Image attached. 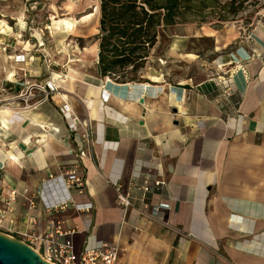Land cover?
<instances>
[{"label": "crops", "instance_id": "obj_1", "mask_svg": "<svg viewBox=\"0 0 264 264\" xmlns=\"http://www.w3.org/2000/svg\"><path fill=\"white\" fill-rule=\"evenodd\" d=\"M96 15L98 25V5L74 18L80 25ZM53 17L43 26L34 18L0 23L7 44L1 64H13L18 81L26 74L59 88L30 111L0 107V190L18 193L13 223L0 231L43 234L47 221H60L63 230L77 228L75 253L86 242H108L119 250L117 264H264V14L248 30L210 35L214 53L223 52L205 70L193 59L197 70L182 78L172 80L162 64L171 63L182 41H164L161 51L158 40L143 67L157 71L125 84L100 77L96 41L86 52L70 38L74 31L78 38L96 35L88 27L54 33L65 36L51 41ZM25 44L31 54L19 48ZM59 48L71 52L62 63ZM16 54L25 62L15 63ZM11 95L0 93V102ZM62 99L78 125L89 126L88 141L68 130L57 107ZM69 169L86 181L82 193L70 191L73 202L90 209L46 212L36 200L30 210L41 182ZM138 169L141 178L133 179ZM116 177L131 195L125 211L108 181ZM144 177L146 192L139 188Z\"/></svg>", "mask_w": 264, "mask_h": 264}, {"label": "rangeland", "instance_id": "obj_2", "mask_svg": "<svg viewBox=\"0 0 264 264\" xmlns=\"http://www.w3.org/2000/svg\"><path fill=\"white\" fill-rule=\"evenodd\" d=\"M68 1L73 5L71 11L66 10ZM98 2L99 0H37V3H35L32 0H0V23H8L12 26L15 21L14 18H18L20 21L29 24L30 20L34 18L38 22L37 25L42 24L43 26L45 23H49V20L53 16L62 18L79 17L83 13L93 11L94 7L98 5ZM30 7H36V10L31 11ZM263 14L264 0H181L175 23L173 25H163L158 29V49L160 48L161 51L165 44L167 47L171 39L182 41L177 52H175L176 54L174 53L173 56H170L169 60H172L171 63L169 65L165 64L166 62L162 64L166 66L165 68L168 70L172 80L175 77L182 78L196 71V67L190 65L193 59L198 61L197 65L199 69L205 70L206 63L212 57H215V55H221L223 52L219 50L218 53H214L211 48L210 35L217 33L223 36V34L228 32L227 30L235 33L238 27L248 30L252 24L261 19ZM33 15L35 16L33 17ZM96 23L97 15L92 17L88 22L78 25V27H88L91 32L97 34L98 25ZM63 32H53L51 41L55 42L57 39H62L65 34L62 36L55 35L54 33ZM95 36L91 35L78 38L76 37V31L70 34V38L75 39L80 48L84 47L86 49H89L90 45H93L94 41H96ZM1 37L0 35V41ZM164 41L165 44L163 43ZM19 48L31 54L29 45L25 44V46ZM59 50L62 52L56 55L58 56L56 58L62 63L63 58L60 57L63 55L66 56L67 52H71L67 48L62 50L59 48ZM167 58L169 57L167 56ZM176 58L178 60H174ZM1 68H4L5 70L3 72L7 71V73L5 72V75L0 74V93H2L1 88L9 84L8 80H19L13 64H10V62L1 64L0 62V70H2ZM154 68L157 71L156 66ZM154 68L150 70L141 69L137 75L145 79L146 73H155ZM8 74H11V76ZM1 104L2 102H0ZM25 208L27 214L28 206L20 205L19 210L22 211ZM7 232L15 235L12 229L7 230ZM16 238L20 239L19 237Z\"/></svg>", "mask_w": 264, "mask_h": 264}, {"label": "built area", "instance_id": "obj_3", "mask_svg": "<svg viewBox=\"0 0 264 264\" xmlns=\"http://www.w3.org/2000/svg\"><path fill=\"white\" fill-rule=\"evenodd\" d=\"M29 34L30 38H32L33 32L31 31ZM6 49L7 44L4 42L0 43V50L5 52ZM13 61L15 63H24L25 55H14ZM2 69L4 70V68ZM8 83V86L2 87L1 91L11 90L13 95L9 96L6 101H2L0 107L9 108L14 114L39 107L59 89L51 79L43 83H36L26 74H23V78L20 81L16 79L8 80ZM57 107L66 120L68 130L78 135L79 138L88 141L90 139L89 126L86 123L78 125L72 111L69 110L63 99L57 104ZM79 126L81 127L79 128ZM79 154L84 156L83 151H80ZM136 178H141L140 169L135 171L133 175V179ZM108 181L115 190V203L124 211L127 210L132 204L131 195L123 189L120 177L108 179ZM2 184L3 180L0 179V187H2ZM85 184L84 173L81 170L69 169L56 176H49L41 182L37 192L28 199L29 209L35 208L36 200H38L46 212L63 210L68 206H73L77 211H88L91 207L90 204H76L70 194L71 190L82 193ZM139 188L143 192L148 191V182L145 177ZM5 195H3V189H1L0 230L5 228L6 222L9 224L13 223L11 214L14 212V204L18 193L14 188H9L8 193ZM34 221V218H31V222ZM76 230L77 228L63 230L60 221L49 220L47 221L45 233L36 234L25 231L19 233V237L51 264H117L119 250L115 245H111L108 242L94 244L86 242L81 251L75 253L71 236Z\"/></svg>", "mask_w": 264, "mask_h": 264}, {"label": "trees", "instance_id": "obj_4", "mask_svg": "<svg viewBox=\"0 0 264 264\" xmlns=\"http://www.w3.org/2000/svg\"><path fill=\"white\" fill-rule=\"evenodd\" d=\"M181 0H99L96 64L102 79L146 82L137 75L157 42L158 29L173 25Z\"/></svg>", "mask_w": 264, "mask_h": 264}, {"label": "water", "instance_id": "obj_5", "mask_svg": "<svg viewBox=\"0 0 264 264\" xmlns=\"http://www.w3.org/2000/svg\"><path fill=\"white\" fill-rule=\"evenodd\" d=\"M0 264H51L24 241L0 231Z\"/></svg>", "mask_w": 264, "mask_h": 264}, {"label": "bare ground", "instance_id": "obj_6", "mask_svg": "<svg viewBox=\"0 0 264 264\" xmlns=\"http://www.w3.org/2000/svg\"><path fill=\"white\" fill-rule=\"evenodd\" d=\"M72 6H73L72 3L71 2L69 3V1H68V4L66 5V10H70L71 11L72 8H73ZM68 18L69 17H64V18H61V17H53L52 18V21H51V23L49 25V28L52 30V32H55V31H65L66 29L72 31L78 25L77 24V19L74 18V17H71V19H68ZM85 51L86 52H89V49H85ZM9 76H11V75H9ZM12 160H15V159L12 158Z\"/></svg>", "mask_w": 264, "mask_h": 264}]
</instances>
